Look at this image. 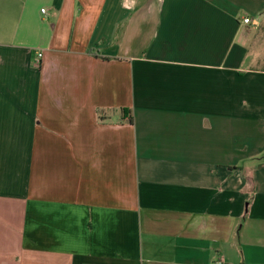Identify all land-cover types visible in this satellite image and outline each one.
Listing matches in <instances>:
<instances>
[{"label": "crops", "instance_id": "1", "mask_svg": "<svg viewBox=\"0 0 264 264\" xmlns=\"http://www.w3.org/2000/svg\"><path fill=\"white\" fill-rule=\"evenodd\" d=\"M0 15V264H264V0Z\"/></svg>", "mask_w": 264, "mask_h": 264}, {"label": "rangeland", "instance_id": "2", "mask_svg": "<svg viewBox=\"0 0 264 264\" xmlns=\"http://www.w3.org/2000/svg\"><path fill=\"white\" fill-rule=\"evenodd\" d=\"M1 25H5L6 26V29L4 32H1L0 33V38L4 37L5 39H7L8 37V34L11 32L10 29L8 28V26H10V22L8 20V18H3L1 15H0V26Z\"/></svg>", "mask_w": 264, "mask_h": 264}, {"label": "built area", "instance_id": "3", "mask_svg": "<svg viewBox=\"0 0 264 264\" xmlns=\"http://www.w3.org/2000/svg\"><path fill=\"white\" fill-rule=\"evenodd\" d=\"M45 12H46V10H45V9H42V13H45ZM250 22H251L250 18H248V17L244 18V23L248 24V23H250ZM42 56H43V55H42L41 52H39V53L37 54L36 59H35V62H36V65H37V66L40 65ZM219 264H221V262H220Z\"/></svg>", "mask_w": 264, "mask_h": 264}, {"label": "trees", "instance_id": "4", "mask_svg": "<svg viewBox=\"0 0 264 264\" xmlns=\"http://www.w3.org/2000/svg\"><path fill=\"white\" fill-rule=\"evenodd\" d=\"M123 112H124V114H130L131 113L130 110H127V109H124ZM128 122L131 123V124L133 122V119L130 116H129Z\"/></svg>", "mask_w": 264, "mask_h": 264}]
</instances>
